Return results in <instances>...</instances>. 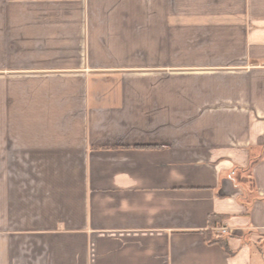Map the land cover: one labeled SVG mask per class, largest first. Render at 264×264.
Instances as JSON below:
<instances>
[{
    "label": "crops",
    "instance_id": "1",
    "mask_svg": "<svg viewBox=\"0 0 264 264\" xmlns=\"http://www.w3.org/2000/svg\"><path fill=\"white\" fill-rule=\"evenodd\" d=\"M0 264H264V0H0Z\"/></svg>",
    "mask_w": 264,
    "mask_h": 264
},
{
    "label": "trees",
    "instance_id": "2",
    "mask_svg": "<svg viewBox=\"0 0 264 264\" xmlns=\"http://www.w3.org/2000/svg\"><path fill=\"white\" fill-rule=\"evenodd\" d=\"M257 161V158L252 159L250 164L246 168L237 167L234 168L232 172L229 173V177L233 181V183L242 188L243 194L240 197L241 203L246 208V211L250 209V206L257 198L254 180L251 177V167ZM220 220V216H209V225L213 227L215 225V221ZM205 239L208 243H218L224 249L228 250L225 237L221 232H213L211 230L205 231Z\"/></svg>",
    "mask_w": 264,
    "mask_h": 264
},
{
    "label": "built area",
    "instance_id": "3",
    "mask_svg": "<svg viewBox=\"0 0 264 264\" xmlns=\"http://www.w3.org/2000/svg\"><path fill=\"white\" fill-rule=\"evenodd\" d=\"M222 234H228V230L225 227L219 229Z\"/></svg>",
    "mask_w": 264,
    "mask_h": 264
}]
</instances>
